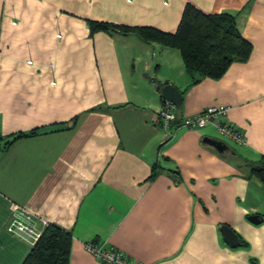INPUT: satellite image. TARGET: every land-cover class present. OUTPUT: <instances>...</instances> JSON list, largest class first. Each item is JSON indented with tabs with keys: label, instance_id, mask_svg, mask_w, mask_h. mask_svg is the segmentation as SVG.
I'll return each instance as SVG.
<instances>
[{
	"label": "crops",
	"instance_id": "obj_1",
	"mask_svg": "<svg viewBox=\"0 0 264 264\" xmlns=\"http://www.w3.org/2000/svg\"><path fill=\"white\" fill-rule=\"evenodd\" d=\"M186 4L232 15L247 58L191 82L179 50L139 30L174 33ZM164 84L181 93L168 129ZM213 106L244 144L176 126ZM262 156L264 0H0V264L32 245L6 229L18 208L71 233L68 264H103L89 241L134 264H264V185L249 167Z\"/></svg>",
	"mask_w": 264,
	"mask_h": 264
},
{
	"label": "trees",
	"instance_id": "obj_2",
	"mask_svg": "<svg viewBox=\"0 0 264 264\" xmlns=\"http://www.w3.org/2000/svg\"><path fill=\"white\" fill-rule=\"evenodd\" d=\"M88 24L91 31L128 30L127 27L105 22L89 21ZM139 30L145 40L178 49L191 82L203 77H219L231 62L244 60L250 53V43L239 33L232 15L204 14L190 4L185 5L174 33L152 27H141ZM170 127H174L171 122ZM249 167L264 185V156L251 161ZM154 175L153 171L150 177ZM70 244V232L47 224L21 264H68Z\"/></svg>",
	"mask_w": 264,
	"mask_h": 264
},
{
	"label": "built area",
	"instance_id": "obj_3",
	"mask_svg": "<svg viewBox=\"0 0 264 264\" xmlns=\"http://www.w3.org/2000/svg\"><path fill=\"white\" fill-rule=\"evenodd\" d=\"M228 111L227 106H213L204 109L194 115L185 117L179 126L187 128H205L212 124L215 131L222 137L230 139L238 145L244 144L243 134L236 128L224 123L221 117ZM174 105L165 100L163 108L156 116L157 123L163 128L168 129L173 119ZM6 229L24 239H29L33 243L41 234V230L35 228L31 223V214L23 209H15ZM85 248L97 260L103 264H134L131 259L117 248L105 246L102 243L89 241L85 243Z\"/></svg>",
	"mask_w": 264,
	"mask_h": 264
},
{
	"label": "water",
	"instance_id": "obj_4",
	"mask_svg": "<svg viewBox=\"0 0 264 264\" xmlns=\"http://www.w3.org/2000/svg\"><path fill=\"white\" fill-rule=\"evenodd\" d=\"M156 89L159 91L160 95L171 102L175 107L179 108L181 105V93L180 91L171 84L158 85ZM208 142L215 147L218 152L224 150L225 146L217 140H208ZM249 220L253 223H259L261 218L258 215H250ZM223 239L226 243L230 245H235L238 242V236L236 233L226 224L220 227Z\"/></svg>",
	"mask_w": 264,
	"mask_h": 264
},
{
	"label": "rangeland",
	"instance_id": "obj_5",
	"mask_svg": "<svg viewBox=\"0 0 264 264\" xmlns=\"http://www.w3.org/2000/svg\"><path fill=\"white\" fill-rule=\"evenodd\" d=\"M215 136H216L215 138L225 142L226 144H228V146H230V147L232 145L234 146V144L230 140L226 139L225 137L220 136L218 133Z\"/></svg>",
	"mask_w": 264,
	"mask_h": 264
}]
</instances>
